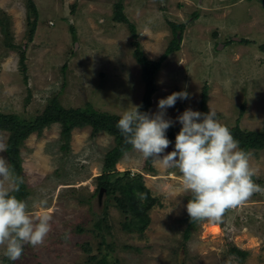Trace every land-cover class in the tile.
<instances>
[{"label":"rangeland","instance_id":"rangeland-1","mask_svg":"<svg viewBox=\"0 0 264 264\" xmlns=\"http://www.w3.org/2000/svg\"><path fill=\"white\" fill-rule=\"evenodd\" d=\"M32 1L39 20L21 63V52L6 50L0 32V112L33 118L54 96L65 108L89 104L120 117L140 105L141 67L133 58L126 26L110 19L114 0ZM123 4L149 60H158L172 39L169 23L184 25L179 51L156 74L148 112L157 111L160 99L183 90L191 98L178 100L167 116L175 121L186 108L199 111L206 86V107L216 111L222 124L264 130V51L259 48L264 45V8L259 0H123ZM2 17L10 24L12 43H21L25 0H0ZM59 133L60 125L53 124L40 136L30 135L20 148L29 192L25 201L34 217L43 212L52 216L51 231L43 245H26L21 258L8 264H87L89 257L99 256L100 237L90 230L106 200L93 194L113 139L104 132L92 137L87 126L73 130L68 150H62ZM6 141L7 133L0 132V143ZM171 151L168 147L164 154ZM250 165L255 183L264 188V151L253 152ZM115 171L140 173L158 205L150 211V225L141 236L122 231L124 216L108 208L110 230L102 233L110 247L104 249L110 264H239L228 255L231 247L248 252L243 264H264V192L227 210L219 222H199L184 239L190 193L183 190L177 168L145 160L133 150ZM85 245L91 252L84 250ZM3 253L0 247V264L7 259Z\"/></svg>","mask_w":264,"mask_h":264},{"label":"clouds","instance_id":"clouds-1","mask_svg":"<svg viewBox=\"0 0 264 264\" xmlns=\"http://www.w3.org/2000/svg\"><path fill=\"white\" fill-rule=\"evenodd\" d=\"M190 98L186 90L173 92L158 101L154 113L133 106L116 126L124 143L145 160L179 170L182 188L191 194L186 204L190 221L219 222L227 210L264 192V188L253 179L252 153L240 147L229 127L216 119V111L209 108L207 113H201L186 108L175 121L167 116V109L178 100ZM177 121L182 127L175 137L174 150L164 154L171 144L167 130ZM5 151L6 145L0 143V153ZM23 183V177L7 158L0 156V247L13 262L21 258L26 245H43L51 231L52 216L43 212L34 217L28 203L14 194ZM41 205H46V201H41Z\"/></svg>","mask_w":264,"mask_h":264},{"label":"trees","instance_id":"trees-1","mask_svg":"<svg viewBox=\"0 0 264 264\" xmlns=\"http://www.w3.org/2000/svg\"><path fill=\"white\" fill-rule=\"evenodd\" d=\"M264 8V0H259ZM26 7V31L23 35V41L19 44L12 43L10 37V24L7 18L0 20V32L4 36L2 45L6 50H17L21 52L20 63L24 59V49L32 40L35 29L38 25L39 14L32 0H25ZM3 16V14H2ZM111 21L116 24L126 26L131 37V45L133 47V58L141 67V77L144 83V93L141 98L140 110L148 112L151 108V97L156 91L155 78L160 70L163 62L173 53L180 49V36L184 30V25H176L169 23L173 37L168 43L167 48L161 54L158 60L152 61L145 56L140 43L137 41L138 33L136 26L130 22L124 14L123 0H114L112 5ZM196 19V18H195ZM52 26V24H49ZM74 37V30L70 27V34ZM75 40V39H74ZM76 41V40H75ZM242 44L249 45L251 42L241 41ZM264 51V45L259 47ZM65 66L63 67V69ZM24 71V67L22 68ZM207 87L204 86L201 92L200 112L207 113L206 98L208 95ZM30 93V91H28ZM84 108H65L54 96L48 100L42 112L33 117L25 118L17 114L0 112V132L7 133V141L5 157L15 169V172L22 176V166L20 158V148L24 141L32 134L40 136L44 129L49 128L53 124L60 125L61 149L68 150L71 132L74 129H83L87 126L91 128V136L94 137L99 132H104L113 139V147L106 153L103 158V164L100 175L96 178V187L94 195L103 190V196L106 204L97 217L92 229L90 230L96 236L100 237L98 243V255L88 258L87 264H110L106 258V250L110 249L105 244L103 231L108 232L110 227L107 224L108 208L110 206L116 208L120 214L124 216V221L120 224L121 230L128 234L143 235L150 225L149 213L153 207L158 205L155 197H152L150 191L145 187L143 177L140 173L133 174L129 171L117 172L115 165L129 152L133 151L130 145L124 143V139L117 128V122L120 116L99 112L93 109L89 104ZM243 107L241 108L242 115ZM181 125H174L167 130V137L171 141L170 148L174 150L175 137L180 131ZM235 139L240 142V147L245 151L258 152L264 151V130L250 131L243 130L238 125L229 127ZM18 198L25 200L29 195L26 185L20 186L19 192L14 193ZM191 199V194L186 200ZM186 229L184 230V239H188L191 230H194L199 222L190 221L187 214ZM201 222V221H200ZM80 231V230H79ZM86 247V248H85ZM84 250L89 253L90 248L85 245ZM228 255L235 258L239 264H243L248 256V252L242 251L236 247L228 250ZM4 264H8V259H3Z\"/></svg>","mask_w":264,"mask_h":264},{"label":"water","instance_id":"water-1","mask_svg":"<svg viewBox=\"0 0 264 264\" xmlns=\"http://www.w3.org/2000/svg\"><path fill=\"white\" fill-rule=\"evenodd\" d=\"M102 194H103V190H100L99 193H98V200L101 199Z\"/></svg>","mask_w":264,"mask_h":264}]
</instances>
